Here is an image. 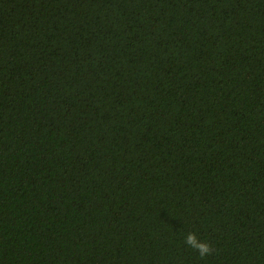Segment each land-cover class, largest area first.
Masks as SVG:
<instances>
[{
  "label": "trees",
  "instance_id": "16d2710c",
  "mask_svg": "<svg viewBox=\"0 0 264 264\" xmlns=\"http://www.w3.org/2000/svg\"><path fill=\"white\" fill-rule=\"evenodd\" d=\"M0 264H264V0H0Z\"/></svg>",
  "mask_w": 264,
  "mask_h": 264
},
{
  "label": "clouds",
  "instance_id": "9594fccd",
  "mask_svg": "<svg viewBox=\"0 0 264 264\" xmlns=\"http://www.w3.org/2000/svg\"><path fill=\"white\" fill-rule=\"evenodd\" d=\"M185 242L199 253L201 259L210 256L213 252L212 247L207 242L198 241L194 233H188Z\"/></svg>",
  "mask_w": 264,
  "mask_h": 264
}]
</instances>
